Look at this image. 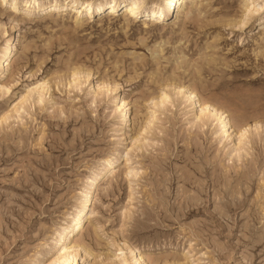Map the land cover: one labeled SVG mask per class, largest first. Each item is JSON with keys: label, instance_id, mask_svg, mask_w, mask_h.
I'll return each mask as SVG.
<instances>
[{"label": "rangeland", "instance_id": "rangeland-1", "mask_svg": "<svg viewBox=\"0 0 264 264\" xmlns=\"http://www.w3.org/2000/svg\"><path fill=\"white\" fill-rule=\"evenodd\" d=\"M161 1L142 0L145 8ZM239 2L190 0L172 19L145 26L123 11L76 20V9L23 15L0 5V55L15 39L0 116L37 82L48 86L41 105L34 93L0 124V264L55 253L54 230L69 222L87 175L125 148L117 96L131 102L136 129L155 112L158 122L100 181L82 236L90 254L79 264H125L132 257L125 243L146 264H264V28L224 25L241 15ZM167 81L192 87L234 125L260 128L230 155L233 143L217 125L193 123L198 104L167 90ZM103 83L116 90H97ZM165 92V104L154 107L150 100ZM126 165L136 175H126Z\"/></svg>", "mask_w": 264, "mask_h": 264}, {"label": "bare ground", "instance_id": "bare-ground-1", "mask_svg": "<svg viewBox=\"0 0 264 264\" xmlns=\"http://www.w3.org/2000/svg\"><path fill=\"white\" fill-rule=\"evenodd\" d=\"M187 1L190 2V0H162L160 3L146 8L142 0H102L97 4H94L93 1L90 0H0V5H7L6 7L11 14L20 13L23 15L28 14L31 11L44 12L47 14H65L66 12H72V10L76 9L74 11V13L77 14L76 20H78L81 15L85 18H90L91 16L89 15H93L95 10L97 13L101 11H104L105 13V11H107L108 16L111 17L116 15L118 11H123V19L126 21L141 19L145 26L148 24H162L166 20L172 19L176 8L180 6L182 7ZM239 4L241 9V15L239 18L226 20L224 25L230 26L233 32L234 29L235 31H244L250 25H252L257 30H263L264 5L259 4L256 0H240ZM173 5L174 8L172 9ZM11 24L13 29L16 25H18L14 20L11 21ZM14 41L15 39L13 37L8 39L1 49L0 95L4 96L7 95L11 90L10 83L5 81V79L9 77L11 71L10 67L14 56ZM72 71V76H77L79 73V70L76 68ZM87 76H89V73H87L86 77ZM73 85H75V83ZM164 86L167 88V90L174 92L176 95H183L184 101L190 105H192V102L198 104L199 109H196L192 119L193 123H198L200 128L207 124L217 125V133L219 134V137L233 143L230 155L239 156L240 151L243 149L244 141H247L245 140L246 134H248L247 131L252 128L255 130L260 128L258 122H255L253 126L248 127H244V123L243 127L242 124H240L241 126H238L239 124L234 125L229 115L226 114V111H224L222 107L205 100L206 98H199L197 92L192 87L180 85L175 81H170L167 84H164ZM116 87V84L109 86V84L103 83L102 85L98 86L97 90L110 93L112 90H116ZM34 93H36V95L34 99H32L33 102L36 104L42 102L43 97L46 95V93H48L47 81L37 82L34 86L28 88L24 94L20 95L17 101H15L13 104V107L8 112H5L0 116V124L3 125V123L7 122V120L10 118H14L13 116L17 115L25 106V103H28L31 100ZM168 98L169 96L167 92H165L162 95L152 98L150 103H152L154 107L159 108V106H163L165 104ZM115 102V109L119 111V120L120 125L122 126V129H120L121 132L119 134L121 138L119 140L125 142V148L122 151L110 153L107 156L99 159L98 164L102 165V167L97 168V166L93 168L87 175L86 181L84 180L85 184L81 191V200L75 210L71 213L69 222L59 226L57 229L55 228L56 230H54L56 240L54 246L56 250L55 253L53 252L54 254L51 255V248L37 250L35 253H33V258L29 264H79L80 260L81 262H84V257L90 254V250L83 242L82 236L84 227L88 222H91L93 219L92 217L95 214V192L100 184V181L106 177H112L116 170L121 169V165L129 160V152L134 151L135 148L140 147L145 143L143 141L144 138L141 137L142 133H148L151 129L155 128V125L158 122V117L155 112L152 115L145 117L142 124L138 126V129H136L134 117L132 115L133 107L131 106V102L126 98H121V96H117L115 98ZM41 104L42 103L39 105ZM124 173L126 175H131L133 170L128 165H126L124 167ZM133 174L136 175V173ZM125 245L127 246L128 252L132 255L130 259L126 260L125 264L148 263L147 260L144 259L143 255L136 251V247L126 243ZM81 251H83L84 254L81 253ZM109 257H112V255H109L108 258ZM185 261L179 262L177 260V262L175 261V264H188ZM113 264L120 263L113 261Z\"/></svg>", "mask_w": 264, "mask_h": 264}]
</instances>
